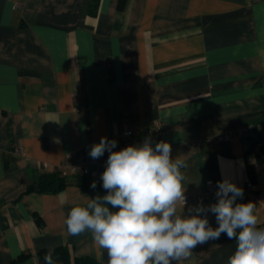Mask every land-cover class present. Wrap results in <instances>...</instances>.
Here are the masks:
<instances>
[{
	"label": "crops",
	"instance_id": "0c3cea01",
	"mask_svg": "<svg viewBox=\"0 0 264 264\" xmlns=\"http://www.w3.org/2000/svg\"><path fill=\"white\" fill-rule=\"evenodd\" d=\"M92 3L0 0V264H45L37 253L59 246L107 264L90 232L72 236L65 225L73 206L106 190L90 179L54 192L35 185L62 171L67 154L157 121L167 132L153 146L169 142L188 165L185 195L215 203L207 187L227 178L263 223L264 0ZM236 247L222 233L172 264H227Z\"/></svg>",
	"mask_w": 264,
	"mask_h": 264
},
{
	"label": "clouds",
	"instance_id": "9594fccd",
	"mask_svg": "<svg viewBox=\"0 0 264 264\" xmlns=\"http://www.w3.org/2000/svg\"><path fill=\"white\" fill-rule=\"evenodd\" d=\"M117 141L101 137L89 156L109 153L100 179L106 195L88 198L71 208L65 219L69 235L90 232L107 252V264H172L190 257L197 245L218 240L222 233L237 243L227 264H264V227H258L256 205L237 203L244 190L225 178L217 181L216 202L201 201L184 211L187 203L181 169L186 161L171 157L167 141L114 151ZM97 187L96 181L90 185ZM208 213L215 216L213 228ZM45 264H53L51 252Z\"/></svg>",
	"mask_w": 264,
	"mask_h": 264
},
{
	"label": "built area",
	"instance_id": "2783aa9c",
	"mask_svg": "<svg viewBox=\"0 0 264 264\" xmlns=\"http://www.w3.org/2000/svg\"><path fill=\"white\" fill-rule=\"evenodd\" d=\"M167 132L166 123L163 121H157L152 126L140 130V129H127L124 132L123 140L117 142L116 148L113 149L114 151H119L120 149L128 146V145H137L142 144L145 138L150 137L152 143L156 142L160 138H162ZM221 140L229 141L231 140L232 136L225 134L220 135L218 137ZM114 140V139H109ZM91 148L86 149L85 152L81 154H67L65 160L62 164V171L61 173L68 179L72 181H76L79 179H90L92 182L96 181L97 187L99 188L102 186V181L100 176L105 169L106 161L108 158L109 153L106 151L102 157L99 159H92L89 156V151ZM246 192L248 198L250 200H254L257 197L256 191L254 189V184L250 180L246 183ZM208 192H212L215 194L216 188L214 184L210 183L207 187ZM187 204L193 201H201L203 197L199 196H192V195H185Z\"/></svg>",
	"mask_w": 264,
	"mask_h": 264
},
{
	"label": "trees",
	"instance_id": "16d2710c",
	"mask_svg": "<svg viewBox=\"0 0 264 264\" xmlns=\"http://www.w3.org/2000/svg\"><path fill=\"white\" fill-rule=\"evenodd\" d=\"M98 0H93L91 10L95 11L97 8L96 3ZM257 160L258 162L264 161V147L261 148V150L257 154ZM249 173L251 176V180L255 181V171L254 166L249 167ZM68 180L61 171H57L54 173H45L43 174L40 179L36 183L35 189L40 192H54L62 189L66 184ZM258 227H264V222L257 224ZM51 252L52 254V260L53 264H100L95 258L91 256H73L69 250V248L64 246H59L51 251L46 250H40L37 253V256L45 262V255L47 253ZM28 253H22L20 256H27Z\"/></svg>",
	"mask_w": 264,
	"mask_h": 264
}]
</instances>
